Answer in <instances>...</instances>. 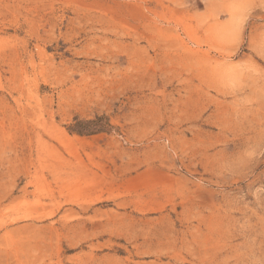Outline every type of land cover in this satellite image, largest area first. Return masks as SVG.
Returning <instances> with one entry per match:
<instances>
[{"label": "rangeland", "instance_id": "obj_1", "mask_svg": "<svg viewBox=\"0 0 264 264\" xmlns=\"http://www.w3.org/2000/svg\"><path fill=\"white\" fill-rule=\"evenodd\" d=\"M0 264H264V0H0Z\"/></svg>", "mask_w": 264, "mask_h": 264}]
</instances>
